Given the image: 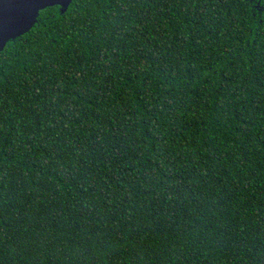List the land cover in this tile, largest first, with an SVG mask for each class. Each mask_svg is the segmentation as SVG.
Segmentation results:
<instances>
[{"label":"trees","instance_id":"trees-1","mask_svg":"<svg viewBox=\"0 0 264 264\" xmlns=\"http://www.w3.org/2000/svg\"><path fill=\"white\" fill-rule=\"evenodd\" d=\"M0 264H264V0H72L9 40Z\"/></svg>","mask_w":264,"mask_h":264},{"label":"water","instance_id":"water-1","mask_svg":"<svg viewBox=\"0 0 264 264\" xmlns=\"http://www.w3.org/2000/svg\"><path fill=\"white\" fill-rule=\"evenodd\" d=\"M72 0H0V51L9 40L29 31L39 11L58 5L64 11Z\"/></svg>","mask_w":264,"mask_h":264}]
</instances>
